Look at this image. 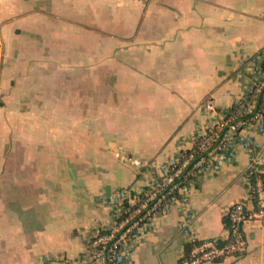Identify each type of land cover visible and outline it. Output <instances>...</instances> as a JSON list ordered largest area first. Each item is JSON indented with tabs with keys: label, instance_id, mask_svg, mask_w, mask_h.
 <instances>
[{
	"label": "crops",
	"instance_id": "1",
	"mask_svg": "<svg viewBox=\"0 0 264 264\" xmlns=\"http://www.w3.org/2000/svg\"><path fill=\"white\" fill-rule=\"evenodd\" d=\"M0 264H84L122 191L145 189L229 111L264 50V0H0ZM108 85L107 100L102 86ZM264 129V128H263ZM196 177L152 225L130 264H179L188 244L225 239L248 196L264 132ZM248 251L204 264H264Z\"/></svg>",
	"mask_w": 264,
	"mask_h": 264
},
{
	"label": "built area",
	"instance_id": "2",
	"mask_svg": "<svg viewBox=\"0 0 264 264\" xmlns=\"http://www.w3.org/2000/svg\"><path fill=\"white\" fill-rule=\"evenodd\" d=\"M254 63L250 82L229 111L217 113L215 101H206L205 111L212 115L214 122L207 131L196 136L191 149L182 152L159 179L142 191L118 194L112 222L87 240L84 264H130V255L151 227L152 218L166 215L169 206L192 179L209 173L220 156L234 157L235 147L253 149V140L244 131L252 125H261L264 132V50ZM254 160L250 158L247 173L248 196L226 212L227 237L198 241L186 218L182 226L188 243H194V247L188 257L182 256L179 264L211 263L247 253L245 225L251 221L264 223V168Z\"/></svg>",
	"mask_w": 264,
	"mask_h": 264
},
{
	"label": "trees",
	"instance_id": "3",
	"mask_svg": "<svg viewBox=\"0 0 264 264\" xmlns=\"http://www.w3.org/2000/svg\"><path fill=\"white\" fill-rule=\"evenodd\" d=\"M256 176V175H255ZM224 222H225V225L228 223L227 221V218L224 219ZM194 247V243H188L186 246H185V250H184V255L185 257H188V255L190 254L191 250L193 249Z\"/></svg>",
	"mask_w": 264,
	"mask_h": 264
},
{
	"label": "rangeland",
	"instance_id": "4",
	"mask_svg": "<svg viewBox=\"0 0 264 264\" xmlns=\"http://www.w3.org/2000/svg\"><path fill=\"white\" fill-rule=\"evenodd\" d=\"M108 85H104L102 86V100H107V92H108V88H107Z\"/></svg>",
	"mask_w": 264,
	"mask_h": 264
}]
</instances>
